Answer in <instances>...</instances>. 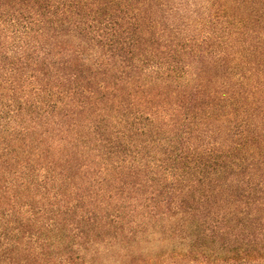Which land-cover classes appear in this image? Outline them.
<instances>
[{"label":"trees","instance_id":"1","mask_svg":"<svg viewBox=\"0 0 264 264\" xmlns=\"http://www.w3.org/2000/svg\"><path fill=\"white\" fill-rule=\"evenodd\" d=\"M0 264H264V0H0Z\"/></svg>","mask_w":264,"mask_h":264}]
</instances>
